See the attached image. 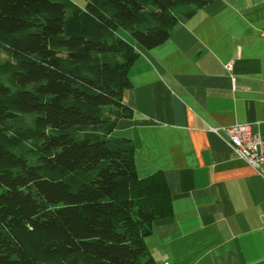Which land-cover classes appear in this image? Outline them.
<instances>
[{"label":"trees","instance_id":"16d2710c","mask_svg":"<svg viewBox=\"0 0 264 264\" xmlns=\"http://www.w3.org/2000/svg\"><path fill=\"white\" fill-rule=\"evenodd\" d=\"M84 1L0 0V264H153L144 239L173 215L113 132L135 45L214 0Z\"/></svg>","mask_w":264,"mask_h":264},{"label":"crops","instance_id":"0c3cea01","mask_svg":"<svg viewBox=\"0 0 264 264\" xmlns=\"http://www.w3.org/2000/svg\"><path fill=\"white\" fill-rule=\"evenodd\" d=\"M135 47L133 116L113 136L132 141L140 179L168 182L173 215L144 239L153 264H264V177L224 131L253 124L264 139V0H214Z\"/></svg>","mask_w":264,"mask_h":264},{"label":"built area","instance_id":"2783aa9c","mask_svg":"<svg viewBox=\"0 0 264 264\" xmlns=\"http://www.w3.org/2000/svg\"><path fill=\"white\" fill-rule=\"evenodd\" d=\"M227 70L231 72L232 66H228ZM253 127V124H242L226 128L224 131L233 153L252 166L258 175L264 177V139Z\"/></svg>","mask_w":264,"mask_h":264},{"label":"rangeland","instance_id":"374dc122","mask_svg":"<svg viewBox=\"0 0 264 264\" xmlns=\"http://www.w3.org/2000/svg\"><path fill=\"white\" fill-rule=\"evenodd\" d=\"M6 59H8L6 55L1 57V61H5Z\"/></svg>","mask_w":264,"mask_h":264}]
</instances>
